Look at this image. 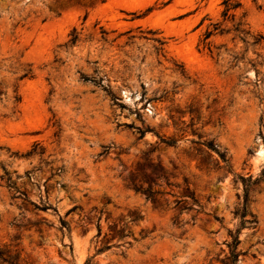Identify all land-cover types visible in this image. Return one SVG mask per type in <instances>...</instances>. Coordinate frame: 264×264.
Segmentation results:
<instances>
[{
	"label": "rangeland",
	"instance_id": "374dc122",
	"mask_svg": "<svg viewBox=\"0 0 264 264\" xmlns=\"http://www.w3.org/2000/svg\"><path fill=\"white\" fill-rule=\"evenodd\" d=\"M223 1L0 0V249L19 264H223L237 176L264 170V0H230L227 17ZM247 205L239 264H264V180Z\"/></svg>",
	"mask_w": 264,
	"mask_h": 264
},
{
	"label": "trees",
	"instance_id": "16d2710c",
	"mask_svg": "<svg viewBox=\"0 0 264 264\" xmlns=\"http://www.w3.org/2000/svg\"><path fill=\"white\" fill-rule=\"evenodd\" d=\"M101 1H104V0H101ZM223 4L225 6V9L222 12V16L224 17L228 16L229 10L236 8L239 5L238 2H230V0H224ZM218 27L219 25L215 24L213 29L216 30L218 29ZM210 34H211V31H208L205 37H208ZM75 38L76 36H74L71 39V41L74 42ZM259 38H262V37L260 36ZM253 42L257 43L258 39L254 38ZM138 130L140 132V136H143L145 130H142V131L140 129ZM158 137H159L160 142L168 146H173L177 143V138H175L174 136H164V135L159 136L158 135ZM201 137L202 136L199 135V140L196 142L197 144L201 146L197 148L198 153H204L206 157L209 158L211 157V154H209L208 151H215L218 155V158L217 160H215L214 166L216 168H223L225 171H229V158L226 156V153L224 151L218 150L215 143L212 140H201ZM204 148L206 150H204ZM220 161L223 162L222 166L219 164ZM237 177L240 178V180L242 181V185H243L242 203H241V206L235 212L236 215L240 218V226L234 231H230L231 240L227 243L229 252L224 257V259H222L223 264H239L238 257H239L240 252L237 251L236 249H237V245L240 242V239H239L240 229L244 227L246 224H249L252 227H254L257 224L256 216L248 209L247 201L249 197L250 187L253 185H258L261 181L264 180V170H262L260 174L256 177H254V175L250 173H248L247 176L241 175ZM133 187L136 191H139L145 194L146 198H149V199H154L153 196L156 193H158V191L152 189L150 184L147 187H143L141 183L139 184L133 183ZM183 196L190 198L192 205L196 204L198 207H201L192 192H189L188 194H183ZM49 207L50 205L46 206V208H49ZM61 224L62 226H64L67 223L64 220H61ZM98 231L100 232L99 226H98ZM107 247L108 246L103 247V248H107ZM101 249H99L98 251H100ZM0 264H19V263L16 260V257L9 254L8 251L0 249ZM84 264H90V258H88Z\"/></svg>",
	"mask_w": 264,
	"mask_h": 264
}]
</instances>
